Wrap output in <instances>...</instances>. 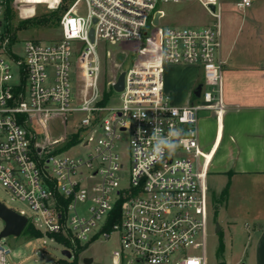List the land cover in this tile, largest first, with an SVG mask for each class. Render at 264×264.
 <instances>
[{
    "label": "built area",
    "instance_id": "2783aa9c",
    "mask_svg": "<svg viewBox=\"0 0 264 264\" xmlns=\"http://www.w3.org/2000/svg\"><path fill=\"white\" fill-rule=\"evenodd\" d=\"M164 1L73 0L58 37L45 41L16 36L8 3L55 9L62 0H0V182L31 214L0 201L27 217L20 235L62 244L51 264H95L86 250L101 241L112 244V264H208L210 156L200 149L198 121L202 110H224L220 5L198 0L216 18L212 25L164 26ZM80 3L86 15L76 14ZM122 40L141 49L126 70L116 64L110 73L102 44ZM166 64L199 67L200 95L176 104L165 89ZM34 120L58 129L41 135ZM156 126L164 135L182 132L160 159L151 158ZM10 236L18 237H0V264H22Z\"/></svg>",
    "mask_w": 264,
    "mask_h": 264
},
{
    "label": "crops",
    "instance_id": "0c3cea01",
    "mask_svg": "<svg viewBox=\"0 0 264 264\" xmlns=\"http://www.w3.org/2000/svg\"><path fill=\"white\" fill-rule=\"evenodd\" d=\"M239 1L222 0L220 6L224 110L199 116L198 136L201 151L210 156L207 185L214 190V182L222 177L225 185L230 182L224 204L234 187L242 205L253 204V212L247 214L252 223L249 261L264 264V217L259 214L264 207V0H252L245 7ZM182 67L178 82L165 81L166 88L184 96L176 104H187L199 84L200 68ZM223 203L210 212L213 217H219Z\"/></svg>",
    "mask_w": 264,
    "mask_h": 264
},
{
    "label": "rangeland",
    "instance_id": "374dc122",
    "mask_svg": "<svg viewBox=\"0 0 264 264\" xmlns=\"http://www.w3.org/2000/svg\"><path fill=\"white\" fill-rule=\"evenodd\" d=\"M31 1L38 3L43 0ZM221 1L222 0H218L220 6ZM71 2H73V0H71L67 6ZM61 3L64 4L66 2H63L62 0ZM59 6L57 8H59ZM159 7L165 12V16L162 18L164 26L203 27L212 25L216 20V18L213 17L198 0H168L160 2ZM57 8L50 9L47 4L42 3L37 5H17L12 3L10 6V17L7 19L10 23L12 21L13 30H15V34L19 39L39 38L49 41L57 38L60 34L58 22L43 25H26L25 27L20 22L21 20L30 17H41L50 14ZM86 12V5L80 3L77 6L76 14L86 15ZM17 26H20V28ZM146 43L149 45L150 40L146 39ZM102 45L103 50L111 52L110 58L107 60L110 64V67L108 68L110 73H113L116 70V64L120 65V69L126 70L130 66L131 60L135 56V52L141 49V42L136 40H122L118 42L108 41ZM121 61L123 63H121ZM182 66L185 65L166 64L164 68V82L166 81V78H169L173 84L178 82L181 78L182 72L185 70ZM198 81H203V73L201 69L198 70ZM165 89L172 94L173 99L176 102L184 97L179 90H169L166 87ZM210 114H212L211 110H202L200 111L199 116L203 117ZM47 123L49 125L47 129L43 126V120H34L32 125L37 128L41 135L46 134V131L49 136L54 135L58 129L55 126L56 123L53 120H48ZM222 179L224 178L221 177L214 182V190L212 187L208 186L211 211L216 207L218 208L224 201L220 194L225 185ZM236 188L237 187H234L226 204L223 203L219 217L215 218L212 214L209 215L207 226L208 264H242L243 262H245V264H251L249 260L252 254V248L249 243L250 239L248 238V235L252 228L250 215L254 208H252V203L245 205L240 203V194ZM0 200L5 202L8 206L16 209H24L28 214H31L29 204L15 196V194L3 186L1 182ZM259 214L261 217H264V207L259 209ZM4 226L5 222L0 217V230ZM220 238H222L224 245L221 255L218 254L217 251ZM7 241L11 243L12 246L13 260L22 264H51L55 259L62 256V244L50 241L49 239L43 244V239L31 238L26 234H21L16 238L10 236L7 238ZM111 248V242L101 241L89 246L86 250V254L95 258V264H112L109 257ZM42 252H44L43 255ZM36 258L37 260H35Z\"/></svg>",
    "mask_w": 264,
    "mask_h": 264
},
{
    "label": "water",
    "instance_id": "95a60500",
    "mask_svg": "<svg viewBox=\"0 0 264 264\" xmlns=\"http://www.w3.org/2000/svg\"><path fill=\"white\" fill-rule=\"evenodd\" d=\"M210 8L214 10V5H211ZM160 15V12L155 13V18H154V23L158 24V17ZM147 32L145 31V34ZM90 37L93 39V30L90 31ZM123 79H124V71H122L119 75L118 82L115 85V88L120 90L123 88ZM202 84L199 83L197 87L194 90V94L196 96L200 95ZM0 217L4 220L5 222V227L0 233V237L8 236V235H20L22 230L24 229L26 223H27V217L19 213L15 210H13L10 207H7L4 203L0 201ZM67 254H69L68 251H65ZM87 262L91 261V258H86ZM244 264V263H242Z\"/></svg>",
    "mask_w": 264,
    "mask_h": 264
},
{
    "label": "clouds",
    "instance_id": "9594fccd",
    "mask_svg": "<svg viewBox=\"0 0 264 264\" xmlns=\"http://www.w3.org/2000/svg\"><path fill=\"white\" fill-rule=\"evenodd\" d=\"M181 135L182 132L179 129L169 130L167 135H164L162 134V129L156 126L150 137V141L153 142L151 158L160 159L165 151L169 153L174 152L178 146L176 139L180 138ZM152 264H157V262L154 260Z\"/></svg>",
    "mask_w": 264,
    "mask_h": 264
},
{
    "label": "trees",
    "instance_id": "16d2710c",
    "mask_svg": "<svg viewBox=\"0 0 264 264\" xmlns=\"http://www.w3.org/2000/svg\"><path fill=\"white\" fill-rule=\"evenodd\" d=\"M66 2V3H61V5L59 6V8H57L56 10H53L54 12L50 13V14H46V15H43L41 17H30V18H27L25 20H21L20 23H22L24 25V27L26 25H43V24H48V23H52V22H58L59 23V19L61 17V14L62 12L65 10L64 8L67 7V4L71 1V0H63V2ZM63 4V6H62ZM10 6L11 4L8 3V7H7V10H6V17L9 19L10 17ZM64 7V8H63ZM18 28H20V26H17ZM229 181L226 183V185L224 186V188L222 189L221 191V197L223 199L227 198L228 196V191H229ZM28 231H31L35 234H38V232L36 230H33L31 228H29ZM223 240L222 238H220V242H219V246H218V254H222L223 252ZM222 263V262H221Z\"/></svg>",
    "mask_w": 264,
    "mask_h": 264
}]
</instances>
